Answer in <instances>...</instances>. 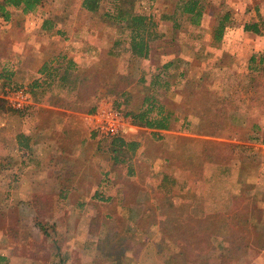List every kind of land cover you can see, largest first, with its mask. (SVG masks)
I'll return each instance as SVG.
<instances>
[{
    "label": "crops",
    "instance_id": "1",
    "mask_svg": "<svg viewBox=\"0 0 264 264\" xmlns=\"http://www.w3.org/2000/svg\"><path fill=\"white\" fill-rule=\"evenodd\" d=\"M130 1L142 5L146 15L158 22L155 40L145 58H131L129 54L125 58L110 56L115 52L112 47L95 46L99 43L85 45L88 15L83 22L75 15H52V26L42 30L41 36L30 41V46L15 41L10 44L8 58L0 59V104H7L4 95L7 89H14L11 86L26 88L32 97L29 114L10 113L5 105H0V200H18L17 205L9 199L4 202L1 213L5 214L6 208L7 212L16 208L19 218L25 220L24 210L31 209L32 213L26 216L33 215L31 222L35 226V200L44 198L56 200L50 224L57 231L71 223L63 224L58 216L82 214L89 216L88 229L87 225L85 228L88 234L90 229L101 230L104 206L114 208L107 212L110 215L113 211L117 215L129 214L140 222L141 216L153 211L151 206L146 207L147 200L155 199L150 184L160 175L155 174L156 169L169 162L168 142L178 143L186 134L185 125L196 117L184 109L185 96L179 92L182 72H179L184 66L202 72V66L210 64L206 60L210 55L207 50L244 55L248 63L253 55L264 56V0H220V5L230 8L222 16L211 7L216 0H198L193 15L175 13L177 6L184 5L178 1L184 0ZM80 2L79 7L90 13L83 8V0ZM222 21L225 28L221 42L215 46L216 28ZM253 24H257L258 33L246 30ZM165 41L166 45H155ZM189 51L195 56L188 57ZM101 52L106 53L102 56ZM111 57L121 62L115 63ZM108 70L111 76L106 78ZM135 76L138 78L133 82ZM121 77L130 78L125 89L117 90L118 96L105 98V84L121 86ZM138 86L143 92L137 94ZM118 98L124 110H149L151 116L171 120L170 127H139L133 120L130 133L121 137L124 146L116 141L118 138L105 139L90 127L88 119L101 103L114 106ZM171 182L180 188V182L174 178ZM129 184L131 188H125ZM173 191L169 189L168 193ZM20 199L30 207L18 204ZM31 222L18 220L17 228L29 229ZM129 222L127 232L137 230L136 224L130 219ZM156 229V222L151 220L148 233L141 235L149 236ZM90 243L95 246V242ZM140 255L126 254L123 262L141 264ZM92 256L87 249L81 261L92 259L94 264L99 259Z\"/></svg>",
    "mask_w": 264,
    "mask_h": 264
},
{
    "label": "rangeland",
    "instance_id": "2",
    "mask_svg": "<svg viewBox=\"0 0 264 264\" xmlns=\"http://www.w3.org/2000/svg\"><path fill=\"white\" fill-rule=\"evenodd\" d=\"M80 3V0H71V2L44 0L34 14L25 15L11 9L8 20L0 15V59L8 58L12 50L10 44L15 41L29 45L30 41L41 36L42 22L46 19L52 20V15L59 17L75 15L81 22L85 20V15H88L86 31L89 32L83 36V40H86L84 44L99 43L95 46L102 49L113 47L118 31L104 15L110 9V5L104 4L99 12L90 14L79 7ZM220 3V0H216L211 6L218 16H222L230 9ZM66 25L68 26V23ZM96 29L99 30L98 33ZM183 29L189 30L187 27ZM89 37L92 38L91 41ZM182 40L184 38L180 39ZM44 41L48 42L47 39ZM164 44L166 45L167 41L155 45L163 46ZM167 49L172 52L176 50ZM208 51L210 55L206 57V60L210 64L205 66H210L211 69L204 72L206 73L204 78L207 80H204L200 88H193L191 84H188L179 89V92L185 96L183 105L186 113L195 114L197 118L190 119L187 123L188 127H185L186 134L179 138L178 143L174 140L168 142L171 148L167 149L169 162L158 166L160 169L157 168L155 174L160 172V175L155 176L152 186L150 184L155 197H159L157 200L160 201V207H155L156 201L148 200V204L152 203L150 206L153 211L145 215L143 219L156 222L157 229L149 236L127 232L130 215H117L113 211L109 222L105 223L101 230L90 229L89 234V230L85 229L86 225L88 229L89 216L57 215L64 221L63 224L71 223L67 224V228L62 231L55 230L51 225L48 228L50 236H46L36 225L32 226L33 215L26 216L32 213L31 209L24 210L25 220L21 216L19 218L16 208L10 212H7L6 208L4 211L7 213H1V209L5 207L9 199L7 198L6 201L0 200V256L9 258V262L4 264H51L56 252L54 243L64 245L70 252L72 260L69 264H93L92 259L82 262V254L88 249L90 256L106 260L108 256L106 249L114 235L119 238L120 245L126 254H141L143 260L141 264H185L186 262L187 264H264V145L261 143L264 140V107L262 103L258 104V101L264 100V72L256 73L250 70V64L244 55L238 57L228 55L229 53ZM105 53L101 52L102 56ZM188 54L190 58L195 56L190 51ZM111 58L116 60L115 63L121 62L118 58ZM3 63L1 61V64ZM108 71L106 78L111 76L110 70ZM201 73L195 69L190 70L189 81H195L200 75L202 76ZM135 77L133 82L138 78V76ZM125 84L126 82H121L120 88H123ZM140 92H143V89L138 86L137 94ZM0 105L6 106L10 113H16L8 104ZM249 118L254 119L261 129L253 131L252 125L247 122ZM217 120L221 122L220 130L214 132L213 124ZM212 133L218 135L214 136ZM231 145L236 146V149L231 148ZM208 155L216 158L218 163L203 165L200 159ZM172 178L175 182H180L178 184L180 188L172 184ZM3 186L7 187L5 184ZM169 189L174 190L170 194L174 203L170 206L166 203L167 197L164 195ZM13 195L16 194L13 192ZM46 200H49L51 204V208H48L46 212H51L52 219V207H55L56 200L36 199L35 206L43 210L42 204ZM9 201L13 205H17L18 202L17 199L13 201L9 199ZM57 203L62 201L57 200ZM18 204L30 207L21 199ZM196 204L198 214H203L202 220L196 224L195 231L192 232L196 236L194 238L199 251L192 255L186 253L187 258L184 260L175 259L170 249L157 244L161 238V224L175 219L176 216H184V213L192 209L190 206ZM7 207L11 208L10 204ZM109 210L114 208L103 207L104 219ZM236 213H239V216L235 217ZM224 215L226 221L228 219L227 223L222 217ZM18 220L31 222V225L29 229L20 231L18 239L15 238L16 241L11 242L8 232L9 229L17 228ZM192 225L195 223L188 222L189 227L192 228ZM217 226L223 227L224 236L232 235L236 240L239 237L240 241L237 240L233 247L224 250L212 241L214 229ZM241 230L243 232H240ZM90 242H95V246H91ZM193 242V239H186L184 242L180 240L179 245L191 247L194 245ZM199 254L204 256L200 257ZM123 264L128 263L123 262Z\"/></svg>",
    "mask_w": 264,
    "mask_h": 264
},
{
    "label": "trees",
    "instance_id": "3",
    "mask_svg": "<svg viewBox=\"0 0 264 264\" xmlns=\"http://www.w3.org/2000/svg\"><path fill=\"white\" fill-rule=\"evenodd\" d=\"M198 0H184V1H178V2H184V5L180 7L177 6L175 13L176 14H187V15H193L195 10V2ZM44 0H2L0 2V15H3L6 20L9 19L11 14V9L15 11H20L25 15L28 14H34L39 10ZM83 8L90 12V13H96L100 10L101 6L104 4L110 5V9H108L105 12V17L108 18L117 28V37L115 38V41L113 43L112 49L115 51H112V54H115L116 56H123L128 55L131 58H145L147 56V53L150 51V43L155 40L154 36L156 35L157 28H158V22L156 21L155 17L147 16L145 11L146 9H142V5L138 6L137 2L130 1V0H83ZM10 9V10H9ZM52 22L48 19L44 20L42 22V30L49 29L52 25ZM257 24H253L250 27H246V30H251L255 33H258L257 31ZM225 28L224 21L220 22L217 29V38L215 41L216 45L218 46L219 42H221L222 33ZM250 66L249 69L256 72L261 73L264 72V56H261L258 58L257 55H253L249 61ZM168 68V67H167ZM201 68V66L199 67ZM211 67L202 66V76L200 75L199 79L196 78L195 81H189L188 74L190 72V66H184L181 76H179L180 80V88L186 87V85L191 84L193 88H200L201 85L204 83V80H207L204 78V72L210 70ZM195 71H198L195 69ZM130 81V78L128 77H121L120 82H126L128 84ZM183 81V82H182ZM105 87L107 88L106 96L105 98H112V96L116 93L117 90H124L125 88H120L119 85H114L106 83ZM11 88H18L15 86H11ZM115 96H118V94H115ZM192 98L193 95L191 94ZM190 96V98H191ZM121 98H118L116 100V103H114V108L117 110H122L126 114H131L134 120V125L139 127H145L150 129H168L170 126V121L168 118L163 117L162 119L157 118L155 116H151V112L146 109H142L138 112L136 111H127L121 108ZM262 103V106L264 107V100L259 102L258 104ZM220 104V103H219ZM257 104V105H258ZM252 105V104H251ZM249 105V106H251ZM32 108V105L25 111H29ZM223 109V108H221ZM21 112V111H20ZM220 118V117H218ZM222 119L226 120V118ZM248 124L252 125V130L257 131L261 128L258 126V124L254 121V119L249 118ZM215 126L214 132H217L218 129L220 130L221 122L217 120L216 123L213 124ZM185 127H188L186 124ZM212 135H218L215 133H212ZM209 136V135H208ZM108 139V138H105ZM114 139V138H112ZM119 140V143L121 146H124V141L121 139V137H118L116 141ZM262 145H264V140L261 142ZM234 150L236 149L234 145L230 146ZM249 149V148H246ZM200 161L204 164H217L218 160L213 158L212 156H203ZM228 163V162H227ZM132 184H129L125 186V188L130 187ZM136 188V185H135ZM169 190L166 191L164 195L167 197L166 203H169L168 206L173 205V200L170 197V194L168 193ZM159 197H155L154 201L157 202V205L155 207H160V201L157 200ZM44 199V198H43ZM49 200H46L45 203L42 204L43 210H40V207L37 208L36 206V213L34 216V223L35 225L40 229V231L46 235L50 236L49 234V227L51 226L50 221L51 219V212H46L48 208L50 207ZM33 204V201L31 202ZM150 204H148V200L146 203V207L149 208ZM192 209H189L188 212L184 213V216L178 217L176 216L175 219L171 221H164L162 222L161 227V238L159 239V242L157 243L159 246L164 247L166 249H170L175 259L180 258L182 260L187 258L186 253L196 254L199 249H197V242H196V236L192 234V232L195 231L196 224L202 220V215L198 214V209L195 207H198L197 204L195 206L191 205ZM144 209L143 207H141ZM145 216V215H144ZM144 216H141L142 219L140 222H136L135 219L133 220V216L130 215L129 218L132 220L133 224H136L137 230L131 229L128 232L134 233H148V226L150 225V221L147 219H143ZM192 216V217H191ZM239 216V213L235 214V217ZM225 223L226 217L225 215L222 216ZM110 214L107 213L106 217L104 219V224L109 222ZM188 222H193L195 225H192V228L188 226ZM53 224V223H52ZM229 226V225H228ZM222 226H217L214 229V240L218 246L222 247L224 250H227V248L233 247L234 242L237 243V240L240 241V238L233 239L234 236L228 235L224 236L222 234ZM48 230V231H47ZM20 229H9L8 237L10 238L11 242L16 241L18 239V236L20 235ZM240 232H243L241 230ZM235 234V233H234ZM238 234V233H236ZM235 234V235H236ZM195 237V238H194ZM16 238V239H15ZM55 239V238H53ZM188 239H193V246H183L179 245V241H185ZM10 242V244H11ZM15 245V244H14ZM54 248H56V252L53 257V261L51 264H69V262L72 260V255L70 252L66 249V247L59 243H54ZM107 252V258L106 260H97L94 264H106L105 262H111L114 264H123V259L126 255L124 248L120 245L119 238L114 235L112 237L111 243L107 246L106 249ZM200 257H203V254H199ZM5 262H9V260L4 257L0 256V264H4ZM186 262L185 264H187Z\"/></svg>",
    "mask_w": 264,
    "mask_h": 264
},
{
    "label": "built area",
    "instance_id": "4",
    "mask_svg": "<svg viewBox=\"0 0 264 264\" xmlns=\"http://www.w3.org/2000/svg\"><path fill=\"white\" fill-rule=\"evenodd\" d=\"M4 98L8 106L15 111H25L32 105V97L26 88L7 89ZM90 127L104 138L126 136L133 127V119L122 110L114 108L112 103H101L89 116Z\"/></svg>",
    "mask_w": 264,
    "mask_h": 264
}]
</instances>
